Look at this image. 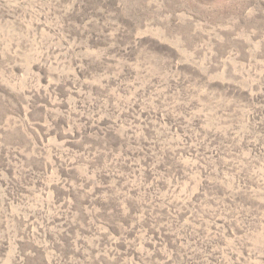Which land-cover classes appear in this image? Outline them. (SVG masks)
Wrapping results in <instances>:
<instances>
[{
    "label": "rangeland",
    "instance_id": "1",
    "mask_svg": "<svg viewBox=\"0 0 264 264\" xmlns=\"http://www.w3.org/2000/svg\"><path fill=\"white\" fill-rule=\"evenodd\" d=\"M0 264H264V0H0Z\"/></svg>",
    "mask_w": 264,
    "mask_h": 264
},
{
    "label": "trees",
    "instance_id": "2",
    "mask_svg": "<svg viewBox=\"0 0 264 264\" xmlns=\"http://www.w3.org/2000/svg\"><path fill=\"white\" fill-rule=\"evenodd\" d=\"M37 109H42V108L39 107V108H37ZM112 213H113V212H112ZM32 257H33V258H36V257H38V254H34Z\"/></svg>",
    "mask_w": 264,
    "mask_h": 264
}]
</instances>
